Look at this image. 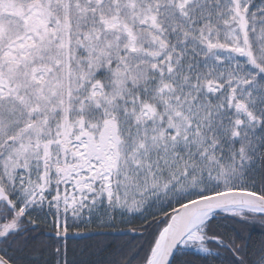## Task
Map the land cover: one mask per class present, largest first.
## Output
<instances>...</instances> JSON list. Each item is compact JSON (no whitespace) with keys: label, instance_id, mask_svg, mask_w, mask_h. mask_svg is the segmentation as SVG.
I'll return each mask as SVG.
<instances>
[{"label":"snow or ice","instance_id":"snow-or-ice-1","mask_svg":"<svg viewBox=\"0 0 264 264\" xmlns=\"http://www.w3.org/2000/svg\"><path fill=\"white\" fill-rule=\"evenodd\" d=\"M0 264H264V0H0Z\"/></svg>","mask_w":264,"mask_h":264}]
</instances>
